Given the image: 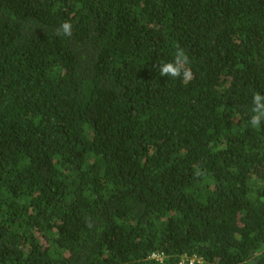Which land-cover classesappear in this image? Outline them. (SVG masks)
<instances>
[{
  "label": "trees",
  "instance_id": "trees-1",
  "mask_svg": "<svg viewBox=\"0 0 264 264\" xmlns=\"http://www.w3.org/2000/svg\"><path fill=\"white\" fill-rule=\"evenodd\" d=\"M257 92L264 0H0V264H264Z\"/></svg>",
  "mask_w": 264,
  "mask_h": 264
},
{
  "label": "clouds",
  "instance_id": "clouds-1",
  "mask_svg": "<svg viewBox=\"0 0 264 264\" xmlns=\"http://www.w3.org/2000/svg\"><path fill=\"white\" fill-rule=\"evenodd\" d=\"M60 31L67 36L72 35V25L65 21L62 23ZM174 59L171 62L161 63L159 67V75L167 76L171 78H180L183 77L184 80H190L192 78V72L187 67L190 63L189 56L185 49L180 47L178 44L175 45ZM261 99L264 97L260 93H254L253 96V108L252 112L255 113L250 118V124L254 128L260 127V121L264 118V104H261Z\"/></svg>",
  "mask_w": 264,
  "mask_h": 264
},
{
  "label": "built area",
  "instance_id": "built-area-1",
  "mask_svg": "<svg viewBox=\"0 0 264 264\" xmlns=\"http://www.w3.org/2000/svg\"><path fill=\"white\" fill-rule=\"evenodd\" d=\"M196 262L201 263V260L192 259L190 260L189 264H195ZM185 264V263H183Z\"/></svg>",
  "mask_w": 264,
  "mask_h": 264
}]
</instances>
